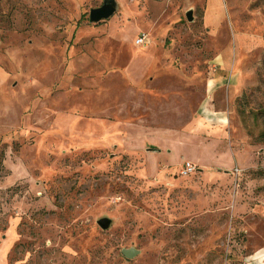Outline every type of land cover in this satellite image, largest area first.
Here are the masks:
<instances>
[{
  "label": "rangeland",
  "instance_id": "374dc122",
  "mask_svg": "<svg viewBox=\"0 0 264 264\" xmlns=\"http://www.w3.org/2000/svg\"><path fill=\"white\" fill-rule=\"evenodd\" d=\"M115 2L0 0V264H264V0Z\"/></svg>",
  "mask_w": 264,
  "mask_h": 264
},
{
  "label": "water",
  "instance_id": "95a60500",
  "mask_svg": "<svg viewBox=\"0 0 264 264\" xmlns=\"http://www.w3.org/2000/svg\"><path fill=\"white\" fill-rule=\"evenodd\" d=\"M117 9V4L115 0H102V4L99 7L92 8L88 12V21L90 23H99L101 21H105L109 18H111L115 11ZM185 18L187 21H192V11L189 10L185 13ZM110 219L108 218H101L99 219L96 224L101 230H106L110 226ZM120 254L125 258V259H132L136 257L138 254V251L129 248V249H122L120 251Z\"/></svg>",
  "mask_w": 264,
  "mask_h": 264
},
{
  "label": "crops",
  "instance_id": "0c3cea01",
  "mask_svg": "<svg viewBox=\"0 0 264 264\" xmlns=\"http://www.w3.org/2000/svg\"><path fill=\"white\" fill-rule=\"evenodd\" d=\"M206 10L211 14H214V17H210L208 19L214 20L215 24L220 23L222 21V9L220 0H206ZM210 21L208 20L207 24ZM225 77V74L218 75L215 79H213L212 85H218L221 80ZM203 105L200 108V113L204 117H214L216 118V122L221 124L220 126H225L226 115L225 112H222L220 108H215V102L213 101H203Z\"/></svg>",
  "mask_w": 264,
  "mask_h": 264
},
{
  "label": "built area",
  "instance_id": "2783aa9c",
  "mask_svg": "<svg viewBox=\"0 0 264 264\" xmlns=\"http://www.w3.org/2000/svg\"><path fill=\"white\" fill-rule=\"evenodd\" d=\"M147 41V37L145 34H140L134 41V44L136 46H143ZM215 68V67H214ZM214 70V69H213ZM197 171V168L195 165H193L190 162H183L180 165L179 171H178V175L184 177V176H188L190 174H193Z\"/></svg>",
  "mask_w": 264,
  "mask_h": 264
},
{
  "label": "trees",
  "instance_id": "16d2710c",
  "mask_svg": "<svg viewBox=\"0 0 264 264\" xmlns=\"http://www.w3.org/2000/svg\"><path fill=\"white\" fill-rule=\"evenodd\" d=\"M260 137L264 140V133H261Z\"/></svg>",
  "mask_w": 264,
  "mask_h": 264
}]
</instances>
